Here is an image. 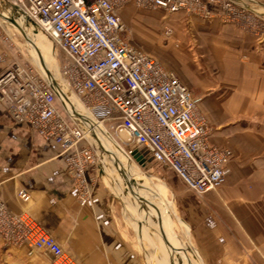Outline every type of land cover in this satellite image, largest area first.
I'll use <instances>...</instances> for the list:
<instances>
[{
  "label": "crops",
  "instance_id": "0c3cea01",
  "mask_svg": "<svg viewBox=\"0 0 264 264\" xmlns=\"http://www.w3.org/2000/svg\"><path fill=\"white\" fill-rule=\"evenodd\" d=\"M211 11L212 20L178 14L195 36L184 41L193 49L194 61L202 71L204 59L216 64L210 65L208 58L209 70L217 74L209 87L204 78H186V83L201 89L199 104L211 126V143L234 156L225 169L226 183L203 196L157 164L175 201L174 207L164 190H157L175 250L161 247L183 264H264V44L247 42L237 28L223 23L220 8ZM68 156L31 126L15 123L0 102V198L11 213L30 215L78 264H180L179 259H165L164 250L155 245L150 244L151 250L141 245L138 232L143 226H133L124 215V204L138 210L133 191L129 201L115 193L121 194L126 182L113 191L99 177L87 187L84 199L68 170ZM23 191L27 200L19 197ZM175 208L183 241L172 231ZM154 212L159 213L156 207ZM40 255L0 239V264H38Z\"/></svg>",
  "mask_w": 264,
  "mask_h": 264
},
{
  "label": "built area",
  "instance_id": "2783aa9c",
  "mask_svg": "<svg viewBox=\"0 0 264 264\" xmlns=\"http://www.w3.org/2000/svg\"><path fill=\"white\" fill-rule=\"evenodd\" d=\"M236 0H0L50 38L63 56L62 77L71 96L104 127L116 147L135 163L139 148L152 162L173 171L198 196L226 183L233 159L228 148L210 141L198 114L199 100L157 59L132 46L121 11L128 5L168 14L210 17L215 6L232 13ZM68 92V93H69ZM0 102L17 124L69 153L67 167L81 187L100 177L105 156L96 127L71 114L45 73L13 66L0 74ZM82 143H86L81 147ZM100 172V173H99ZM22 200L28 199L21 192ZM0 239L13 248L46 251L53 264H78L30 215L11 213L0 198Z\"/></svg>",
  "mask_w": 264,
  "mask_h": 264
},
{
  "label": "rangeland",
  "instance_id": "374dc122",
  "mask_svg": "<svg viewBox=\"0 0 264 264\" xmlns=\"http://www.w3.org/2000/svg\"><path fill=\"white\" fill-rule=\"evenodd\" d=\"M234 2L235 7L232 8V13L228 15H225L222 7L215 6L220 8L221 10L222 16L220 20L223 23L233 25L235 28H237L243 34V36L247 38V42L249 40H255L257 42H260L261 45L264 44V14L261 13L264 12V0H236ZM12 9L15 10L14 8ZM5 14L0 11V74L16 65L24 67L31 66L40 73H46L45 69L49 68V73L51 72L54 75L56 72L58 73V76L60 77H58V81L62 82L66 87L64 79L62 77L63 56L58 51L52 40L42 33V35L47 39L50 48L48 50L44 47L43 51L38 48L40 51L38 53L36 48L37 46L28 39V37L18 26L15 25L18 17L15 16L16 20L13 21L11 15H8L10 13L7 12ZM178 14H168L163 10L150 11L147 9L138 8L132 3L128 4L121 11V18L127 27L125 37L132 46L154 57L167 70L174 72L186 85V78L189 79L190 82H192V80H195L196 82L199 79L204 78L207 82V87H209L210 81H214L217 77V74L216 72L213 73L211 72V70H209V57L207 59H204V71H202L201 69V63L199 61H194V58L192 56L193 49L185 46L184 41L185 38L188 40L189 37V39H191V37L195 36L193 32H191L189 26L187 28H184V18L179 17ZM211 16H200V19L212 20L213 18H211ZM36 31L37 33L41 34L39 30L36 29ZM209 60L210 65L216 66L214 60H212L211 58H209ZM55 77L57 76L55 75ZM187 86L190 88L195 98L199 100L198 96L201 93L200 87H192L190 85ZM66 91L69 92L68 89H66ZM198 114L204 121L205 125L208 127L209 132L211 126L209 124V121L201 111L200 104L198 105ZM112 155V152L109 151L108 155L104 156L106 157V159L103 158L104 163L100 165L99 169L101 173H99L101 183L108 186L111 190L115 191V188H117V186L122 187V175L118 170L119 165L114 162L115 157ZM107 160H109V162H107ZM129 163L130 165H132V167L138 169L137 172L135 171V173L137 174L134 175L136 176L134 182H138V184L140 185V190L144 191L145 189L149 191V197L152 198L153 202L149 204L147 203L146 205L144 203H139L137 200H140V196L137 193V186H132L134 184L130 183L126 184L124 187H122L123 192L121 194L115 191L116 195L119 197V199L129 201L131 200L129 194H131L132 190V195H134V198L131 196L132 200L136 204L137 208L139 207V205L140 207L138 208L137 212H134L128 207V205L124 204V206H126L124 212L125 218L133 226H135L136 224H139L140 227L143 226L142 232H138V238L143 248L151 250V248L153 247L150 244H152L160 249H162L161 246H168L170 249L175 250L171 239V241L159 240L162 237L160 236L159 226L163 225V222L162 217H160L158 214H163V212L161 209L162 201L160 202V199L157 197V190L163 189V193L166 195L169 203L171 201L175 207L173 194L167 193L163 186L166 182L159 174L162 173V170H160L161 168H159L157 164L151 162L146 168L139 166L136 162ZM170 182L171 184L175 183L173 179H171ZM143 186H146V188H144ZM122 189L120 188V190ZM125 190L128 193L124 194ZM154 207L158 208L157 211L159 213L154 212ZM152 213H155L157 215L153 217V215H151ZM147 216H150V221H147L148 218H145ZM171 219L174 222V227L172 229L173 233L176 234L177 239H181L183 241L184 229L179 222L180 219L178 218L176 208L175 212L171 214ZM21 249H24L28 254L43 253V256L40 255V262L38 264H53V258L51 254L46 251L32 252L26 248ZM162 252L164 253V258L168 260V254L166 253V251L164 250ZM44 254H47L48 256H44ZM176 260H178L180 264H183L179 256H176ZM27 264L32 263L27 262ZM185 264L189 263L185 262Z\"/></svg>",
  "mask_w": 264,
  "mask_h": 264
},
{
  "label": "bare ground",
  "instance_id": "6f19581e",
  "mask_svg": "<svg viewBox=\"0 0 264 264\" xmlns=\"http://www.w3.org/2000/svg\"><path fill=\"white\" fill-rule=\"evenodd\" d=\"M245 10H248V9H245ZM0 11L3 14H5L7 12L10 13L8 15H11L13 21L16 20L15 16L18 17L16 20L17 22L15 21L16 24L22 30V32L28 37V39L30 41H32L37 46L36 48H37L38 53L40 52L39 49L41 51H43L44 47H45V49L49 50L50 45H49L47 39L42 35V33L41 34L37 33L35 27L30 22H28L26 19L20 18L19 15L17 14V11L13 10L10 6L2 4L1 2H0ZM261 13L264 14V12H261ZM11 17H10V19H11ZM13 18H15V19H13ZM48 70H49V68L45 69L46 73L45 72L44 73L46 74V76L48 78H51L54 81L59 94L61 95V97L66 102V105H67L69 111L71 112V114L81 115V119H86L87 122L89 121L92 125H94L96 127L95 131H96V135L98 137V144L106 151L105 156L108 155L109 151L112 152V154H113L112 156L115 157L114 162H116L119 165L118 170L120 171V173L122 175L121 184L123 185L124 182H126L125 184H129V183L134 184L132 186H137V188H136L137 193L140 196V200H137V201L139 203H144L145 205L147 203H152L153 201H152V198L149 197L150 196L149 191H147L145 189H144V191L140 190L139 189L140 185L138 184V182H134L136 179V176H134V175L137 174V173H135V171L137 172L138 169H136V168L132 167V165H130L129 162H132L130 160V158L120 152V150L116 147V144L111 139V136L108 134L107 130L102 126L97 127L96 124L94 122H92L91 117L89 116L88 112L85 111L81 107V105L78 103L77 99L75 97L69 95V93L66 91L67 88L63 85L62 82L58 81V77H59L58 73L57 72L55 73V75L57 76V77H55V75L52 74L51 72L49 73L50 70L49 71ZM60 81H61V79H60ZM107 149H108V152H107ZM104 159H106V157H104ZM104 159L102 160V163H104ZM107 162H109V160H107ZM132 163H134V162H132ZM143 187L146 188V186H143ZM150 200H151V202H150ZM139 207H140V205H139ZM157 209L158 208L156 207V211H157ZM151 215H153V217H155L157 214L152 213ZM158 215L160 217H162V222H163V225L159 226L160 236H162L163 240H165V241L169 240V237L171 235V231H170V226L168 225V221L166 220V218L163 214H158ZM145 218H148L147 221H150V219H149L150 216L149 217L147 216ZM162 250H164V248H162ZM166 251L169 253L168 258L171 259L173 262V260H175L176 258L173 256V254L167 248H166Z\"/></svg>",
  "mask_w": 264,
  "mask_h": 264
},
{
  "label": "water",
  "instance_id": "95a60500",
  "mask_svg": "<svg viewBox=\"0 0 264 264\" xmlns=\"http://www.w3.org/2000/svg\"><path fill=\"white\" fill-rule=\"evenodd\" d=\"M18 26L17 24H15ZM48 81L50 82L51 86L57 90V87L54 83V81L51 78H48ZM102 151L106 153V151L101 147ZM132 157L134 161L141 167L146 168L150 162H152L151 154L148 153L146 150L139 148L136 151L133 152ZM103 174V173H102ZM101 174V175H102Z\"/></svg>",
  "mask_w": 264,
  "mask_h": 264
}]
</instances>
